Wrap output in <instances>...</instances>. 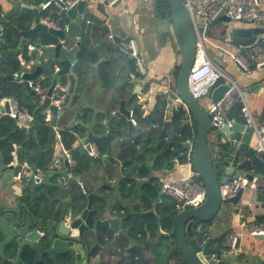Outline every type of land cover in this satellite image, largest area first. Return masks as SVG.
Returning <instances> with one entry per match:
<instances>
[{
	"label": "crops",
	"instance_id": "0c3cea01",
	"mask_svg": "<svg viewBox=\"0 0 264 264\" xmlns=\"http://www.w3.org/2000/svg\"><path fill=\"white\" fill-rule=\"evenodd\" d=\"M46 2L47 0L42 1L39 5L37 0H0V23L4 25L5 30L9 26H16L20 24L17 20L19 16H23L27 11H33L39 6L41 7ZM260 5L264 11V0H260ZM156 7L154 0H121L119 4L116 3L112 6L108 4L107 0H91L88 3L83 21L82 45L88 52L89 70L85 71V74L89 78V96L85 105L79 104L83 110L72 129H69L68 126L73 118L66 122L58 121L56 125H52V116L51 114L48 116L56 141L54 158L47 171H49V175L50 171L54 169L62 173V180H59V182L65 186L66 191L58 189L51 195L44 194L39 187L48 182L46 170H44L43 182L37 185L29 173H34L35 167L37 169L42 168L26 161L25 154L27 150L25 145H14L13 153L15 154L18 148H23L25 170L22 179L18 180L16 173L11 169L13 164L8 166L4 164L0 149V170L4 169L5 171L0 176V209L21 211L22 204L26 203L31 206L28 199L31 184L35 188V198L38 191L37 200L40 201L41 208L52 211L49 212L50 215L47 220H60V212L66 209L71 202L70 196L66 194L69 191V183L76 180L79 184L82 183L86 186L88 195L95 194L100 197L106 195V198L111 195L112 203L108 207L110 212H116L117 215L112 213L110 219L119 218L118 220H120L119 213L122 210L126 211L127 209V211L134 212L135 205L141 200L140 196L152 189L154 190V178L158 179L159 183L161 179L170 181L187 174L194 175L198 179L192 169L179 162L175 164L172 170L154 173V170L149 168V166L154 165V150H142L135 139L140 128L133 126L134 129L131 130L129 125L126 126L125 124L129 122V119L123 115L117 116L121 101L126 102V108L129 111L133 110L130 107V100L135 96L138 98L141 110L145 111L147 116L150 115L154 106V98L157 93L164 94L167 78L172 75L179 65L180 48L174 35L172 21L167 16L163 17L158 13ZM40 12L39 15L42 14ZM40 17L42 22L46 24L45 22L48 19H44L41 15ZM160 19L162 25H158ZM25 25H28V23ZM111 34L120 39L135 41L144 60L145 76H140L136 72L135 60L132 56L124 54L114 47L108 39ZM263 35L264 23L254 25L244 22L217 20L207 28L204 38L209 56L213 57V61L221 68L226 66L227 75L238 83L246 96V101L255 119L259 123H264V68L256 70L252 74H244L237 69L235 58L239 54L244 55V49H248L259 42ZM76 44V38L72 37L68 45L73 47ZM19 56H21V53ZM105 64L109 65L111 72L108 87L102 81L101 69ZM36 67L29 64V67L24 68V74H32ZM47 67L49 66H45V68ZM45 75L47 76V74ZM48 81L50 83L51 80L48 78ZM148 84L150 89L144 93V87ZM24 87V92L29 93V97L27 98L25 95V98L33 104L34 98L30 97V95H33V91L27 86ZM165 96L168 100L165 120L170 122L176 111L173 108L172 97L169 94ZM199 101L207 110L212 103L211 96L204 98V101ZM234 118H236V124L245 126L241 117ZM119 122H123L124 126H121V128L116 127ZM17 126L26 130L18 124ZM126 127L127 129H125ZM115 128H120L119 133H123V135H117L109 141L108 137L112 132L117 131ZM142 128V133L148 135L154 127L145 124ZM66 132L75 135L76 142L73 148L80 151L82 155L94 159L101 157V162L87 168L83 179L78 178L71 171L76 165H70L69 156L74 161L75 159L63 144L62 136ZM89 134H92L93 137L88 149L87 145L82 146V144H84ZM7 137L10 138V136L2 138ZM218 139L220 138H211L214 143ZM98 142L109 144L108 151L103 155H100L98 150ZM255 145L256 137L252 141V146L255 147ZM128 146H134L137 152L134 157H129L124 161L120 159V155L123 149ZM39 148L40 152L49 150L42 145ZM94 151L96 154L92 155ZM118 162L125 164L127 167L124 175L120 173L117 167ZM257 178L259 183L264 185V180ZM80 192L83 194L82 190ZM258 192L257 190L255 192L245 190L238 205L229 202L224 203L218 216L207 226L209 239L219 240L226 236V243H228L231 238H238L236 245L239 248L236 251L233 250L236 258L232 264H264V240L256 239L247 233L251 225L264 222V191H261L263 193L261 199H258ZM83 196L85 195L83 194ZM87 196L85 197L87 198ZM51 202L54 203V208H46ZM150 205V208L141 209L133 216V224L142 241L154 239V219L150 216L151 214L154 215V201ZM47 220L43 221L44 226ZM16 258V252L11 254L6 249L0 252V264H12V261Z\"/></svg>",
	"mask_w": 264,
	"mask_h": 264
},
{
	"label": "water",
	"instance_id": "95a60500",
	"mask_svg": "<svg viewBox=\"0 0 264 264\" xmlns=\"http://www.w3.org/2000/svg\"><path fill=\"white\" fill-rule=\"evenodd\" d=\"M90 2L80 0L72 8H66L65 4L60 3V23L51 25L42 22L39 15L41 7L36 8L30 29L20 32L17 50L21 53L22 59L25 61L35 59L38 49L45 58L57 62L61 68L55 74L51 67L37 66L32 74H24L25 78L34 79L47 74L51 80L47 99L38 106L34 116L49 111L52 125L73 118L68 126L72 129L83 110L81 103L85 105L89 96V78L76 56L83 48V21ZM166 2L170 8L174 35L180 48L175 90L197 124L191 169L200 178L206 191V199L201 206L183 210L175 218L173 233L176 245L172 246V250L175 249L180 255L181 264H232L236 258L234 251L226 244L218 248L211 241L207 242L209 240H206L207 226L218 216L224 205L220 190L223 183L242 175L250 181L255 177L264 180V155L258 154L252 146L255 131L251 127L235 124L232 128L223 127L213 131L208 110L192 96L189 89V75L197 59V36L190 13L183 0ZM217 20L230 22L224 12L218 15L215 22ZM203 31L204 29H201V32ZM39 34L54 36L57 44L42 45L37 39ZM72 37L76 38L77 44L70 47L68 43ZM31 49L32 56L29 54ZM227 90V84H219L212 91V103H218ZM164 94H169L167 87ZM56 100L60 101L59 104H55ZM122 115L129 119L130 114L125 101L120 102V110L117 113V116ZM128 125L131 130L134 129L130 120ZM92 137L93 135L89 134L82 146L87 145L89 149ZM211 138L220 139L214 143ZM8 140V137L0 138V146ZM16 157L17 165L11 169L17 175L24 165L23 148L16 150ZM36 169L35 167L34 172ZM4 172V169H1L0 176ZM46 176H49L47 170ZM35 183L39 185L37 181ZM262 189L264 190L263 185L259 190ZM243 192L240 191L228 202L238 205ZM34 195L35 188L30 184V196L33 198ZM257 196L261 199L263 193L259 191ZM95 197V194L87 196V206L79 214L70 209L59 221L47 220L45 226L41 215L26 203L21 205V211L0 209V252L4 249L11 254L16 252L17 258L12 264H149V261L154 263L153 241L143 242L134 233L130 224H123L122 219L111 220L113 212H110L108 205H95ZM110 234L115 238L111 244H107ZM255 238L264 240V235ZM238 248L236 245L235 251ZM170 257L171 254L168 259Z\"/></svg>",
	"mask_w": 264,
	"mask_h": 264
},
{
	"label": "trees",
	"instance_id": "16d2710c",
	"mask_svg": "<svg viewBox=\"0 0 264 264\" xmlns=\"http://www.w3.org/2000/svg\"><path fill=\"white\" fill-rule=\"evenodd\" d=\"M42 1L44 2L46 0H37L39 5L42 3ZM154 1L157 6V12H160L163 17L167 16L171 21V12L166 0ZM40 11V13H42L40 15L44 19L46 18L52 23H60L59 7L51 4V6L46 10L41 9ZM34 18V10L27 11L23 16L18 17L17 20H19L20 24L7 27L4 37L0 39V88L2 93L4 95H12L16 97L20 106L27 108L31 112L34 121V125L30 130H23L17 126L15 120L8 117L0 118V138L10 136L7 142L1 144L0 149L2 151L3 162L6 166H8L14 161V145H25L27 150L25 154L26 161L33 165H37V167L42 168V170H47L54 158L56 136L52 131L51 124L46 121L45 114L34 116V112L39 106L37 98H35L34 95H30V97L34 98V102L33 104L28 102L25 98V95L28 98L29 93L24 92L25 87L23 85H16L13 82L14 73L21 70L18 60L20 53L17 50L20 32L29 30ZM23 23H28V25H23ZM37 39L42 45L52 46L57 44V39L50 34H39L37 35ZM77 58L79 59L82 70H89V65L87 62L88 52L86 48H82V50L77 54ZM101 70L103 84L108 87L111 74L110 67L108 64H105ZM178 70L179 68L176 67L171 75L174 85ZM47 85L50 86L49 81L47 82ZM149 89L150 87L148 84L144 87L143 92L146 93L149 91ZM154 100L153 110L148 116L146 115L145 111L141 110V106L138 104L137 96L130 100V107L134 111V117L137 120L138 128H140L138 135L136 134L137 136H135L137 143L141 146L142 150H154V165L151 167L149 166V168L154 170L155 173L165 170H172L177 162L180 164L188 163L187 143L191 140L195 142L197 135V124L195 119L191 122V124L187 122L189 119L187 116L188 112L184 106L174 112L170 122H167L165 120V113L168 100L165 94L157 93V96L154 98ZM148 104L151 107L150 103ZM232 116L238 118L241 117L240 105H236L234 107ZM125 124L128 126V122ZM145 124H149L151 127H154L150 130V134L148 135L142 133V126L144 127ZM117 125L118 126L116 127L121 128V126H124V123L119 122ZM120 128H115L117 131L112 132V134L108 137L109 141L117 135H123V133H119ZM125 129H127V127ZM62 138L65 149L70 152V154H72V157L76 161V166L71 169L72 173L78 178L80 177V179H83V175L85 174L87 168L98 162H101V157L99 156L97 159H94L82 155L80 151L74 149L73 145L76 142V137L71 132L63 133ZM40 145L47 147L49 150L40 152ZM108 148V143L98 142V150L100 155H103L105 152H107ZM136 152L137 151L134 146H128L127 148L123 149L120 159L126 161L129 157H134ZM124 166L126 167L125 164ZM50 172V175L47 177L48 182L39 187L41 188L42 192L46 195H51V193H55V191L58 189L66 191L65 186L59 182V180H61L60 178H62V173L55 169ZM153 183L154 190L152 189L151 191L147 192L149 194L146 193L140 196L141 200L135 205L134 212L127 211V209L126 211L122 210L125 211L126 214V217H121L123 224L126 225L133 223V216L135 213L140 212L141 209L150 208L151 202L154 201V215H150L154 219V238H158L159 242L166 244L165 249L162 250L159 248L160 259H165L169 252H173L172 259L177 260L178 264H181V259L178 252L175 249H170V247L176 245L173 233V224L179 213L176 207V201L161 194L162 186L158 179L154 178ZM68 189L69 191L66 192V194L70 196L71 202L66 209L60 212V218H62L70 209L79 214L84 208H86L87 205V198L80 192V184L76 180L69 183ZM37 196L38 191L36 192V198L35 195L33 198L29 195L28 199L30 200L31 207L41 215L43 220H47L51 210L46 211L42 209L39 204L40 201L38 202L37 200ZM106 203V200L100 196H96V199L94 200V204L97 206ZM53 205L54 203L51 202L46 208L53 209ZM225 238L226 236L222 237L221 240L223 241Z\"/></svg>",
	"mask_w": 264,
	"mask_h": 264
},
{
	"label": "built area",
	"instance_id": "2783aa9c",
	"mask_svg": "<svg viewBox=\"0 0 264 264\" xmlns=\"http://www.w3.org/2000/svg\"><path fill=\"white\" fill-rule=\"evenodd\" d=\"M79 1L80 0H48L41 6V9L46 10L51 4L60 7V3L65 4L66 8H72ZM107 1L108 4L112 6L119 0ZM183 2L190 13L197 36V59L189 75V89L192 96L197 100L210 97L212 91L221 82L227 84L228 90L225 95L218 103H211L208 108L213 131H217L223 127L232 128L236 124V118L232 116V111L236 105H240V115L245 126L251 127L255 131V149L258 154L264 155V123L257 122L246 101V96L238 83L215 64L213 59L209 56L204 43L207 28L216 21L221 12H224V15L230 20V22H245L254 25L264 23V11L261 9L260 0H183ZM45 23H49V25L52 24L49 20H46ZM201 29H204V31L201 32ZM4 33L5 27L0 23V38L4 36ZM108 39L120 52L132 56L135 60L136 72L140 76H145L146 68L144 60L138 51L135 41L132 39H120L112 34L109 35ZM32 51L33 49L29 52L31 56L33 55ZM36 52L38 57L30 61H25L19 56V62L22 69L21 71L14 73L13 82L16 85L27 86L32 90L34 97L37 98L39 105H41L47 99V92L49 89V86L47 85L48 77L45 74H42L37 79L25 78L24 68L26 69L29 67V64L32 66H49L55 74H57L61 68L57 62L45 58L40 50L37 49ZM235 64L237 69L244 74H252L254 71L264 68V35L259 42L248 49H244V55L239 54L236 56ZM166 87L168 88L169 95L172 97L173 108L175 111L179 110V108L184 105L176 93L175 85L171 76L167 78ZM59 102V100H56L55 104H59ZM43 114L47 115L46 121L49 122L48 116H50V112L45 111ZM129 114V120L132 125L137 127L138 123L134 117V111L130 110ZM187 116L189 118L187 122L191 124V114L188 112ZM0 117H8L15 120L19 126L26 130L32 128L34 122L31 112L27 108L20 106L16 97L12 95H4L1 88ZM194 145L195 142L192 140L187 143L188 163L185 164V166L190 169ZM95 154V151L92 152V155ZM13 157L14 161L12 164L13 166H16L17 157L15 153H13ZM69 163L71 166L76 165V162L70 156ZM117 167L120 173L124 175V171L126 170L124 164L118 162ZM24 170L25 165H23L21 171L17 174L18 180L22 179ZM29 175H31L34 181H37L38 184H41L44 180V170L42 169H36L34 173L30 172ZM160 183L162 186L161 194L174 199L179 212L186 209L198 208L206 199L205 187L202 181L196 179L194 175L187 174L181 178L170 181L161 179ZM261 185L262 184L259 183L257 177H255L253 181H250L245 176L231 178L220 186L222 203H227L242 190H250L252 192H255L256 190L260 191L259 188ZM80 188L83 194L87 196L88 191L85 185L80 183ZM261 191L264 190L262 189ZM247 233L252 237L264 235V222L251 225L248 228ZM231 239L228 241L227 247L231 250H235L238 238Z\"/></svg>",
	"mask_w": 264,
	"mask_h": 264
},
{
	"label": "flooded vegetation",
	"instance_id": "af4514ba",
	"mask_svg": "<svg viewBox=\"0 0 264 264\" xmlns=\"http://www.w3.org/2000/svg\"><path fill=\"white\" fill-rule=\"evenodd\" d=\"M113 212V211H112ZM114 213V215L116 214L117 215V213L116 212H113ZM119 216L120 217H126V214H125V211H122V212H120L119 213ZM122 219V218H121ZM50 220V219H49ZM56 221H59V220H56ZM131 225V227H132V230L134 231V233L137 235V237L138 238H140L139 237V235H138V232H137V230H136V228H135V226H134V224L133 223H131L130 224ZM108 238H110L109 240H108V242H107V244H111L112 242H113V240H114V238H115V236L114 235H112V234H110L109 236H108ZM155 239H158V238H154V239H150V241L149 240H147V241H143V242H145V243H149V242H151L152 243V241H153V243L155 244V242H154V240ZM207 239H209V238H206V240ZM209 241H211V243L212 244H216V247H218V248H222V245L223 244H226V246H227V243H226V238L222 241L221 239H219V240H213V239H209V240H207V242H209ZM157 242H159V241H157ZM158 245H154V263L152 262V261H149L148 263L149 264H161V259H160V256L158 255L159 254V249H158ZM172 247H170V249H171ZM172 250V249H171ZM151 251V250H150ZM152 252V251H151ZM169 254H171V257L168 259V256H169ZM172 255H173V252H169L168 253V255H167V257L165 258L166 260H165V264H178V261L177 260H175V259H172ZM147 257H149V255H147ZM139 259H141V257L139 256ZM148 259V258H147ZM174 260V261H173Z\"/></svg>",
	"mask_w": 264,
	"mask_h": 264
},
{
	"label": "rangeland",
	"instance_id": "374dc122",
	"mask_svg": "<svg viewBox=\"0 0 264 264\" xmlns=\"http://www.w3.org/2000/svg\"><path fill=\"white\" fill-rule=\"evenodd\" d=\"M156 10H157V8H156ZM160 13V12H159ZM158 25H162V20L160 19L159 21H158ZM206 46V45H205ZM212 56V55H211ZM38 57V55H35L34 56V58H37ZM213 58V57H212ZM219 63V62H218ZM216 64V63H215ZM220 64V63H219ZM219 68L222 70V71H224V72H226V74H228V72H227V68H226V66H224L223 68H221L220 66H219ZM207 98H209V97H207ZM201 101H204V98L203 99H201ZM191 120L192 121H194V118H193V116L191 115ZM61 179V178H60ZM62 180V179H61ZM198 180H199V178H198ZM101 197H103L104 198V200H106V202H107V200L109 199V201L105 204V205H109V204H111L112 202H111V195H108L107 196V198H106V195H101ZM158 241V239H155L154 240V242H155V244L154 245H158L159 247H158V249L160 248V249H165V246H166V244L164 243V244H162L161 242H157ZM160 252H161V250H160ZM159 255V254H158ZM160 256V255H159ZM164 256V255H163ZM165 260L166 259H163V258H161V264H165Z\"/></svg>",
	"mask_w": 264,
	"mask_h": 264
}]
</instances>
